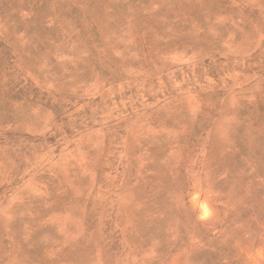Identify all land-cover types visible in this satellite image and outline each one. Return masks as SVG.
I'll use <instances>...</instances> for the list:
<instances>
[{
	"label": "rangeland",
	"instance_id": "rangeland-1",
	"mask_svg": "<svg viewBox=\"0 0 264 264\" xmlns=\"http://www.w3.org/2000/svg\"><path fill=\"white\" fill-rule=\"evenodd\" d=\"M0 264H264V0H0Z\"/></svg>",
	"mask_w": 264,
	"mask_h": 264
}]
</instances>
